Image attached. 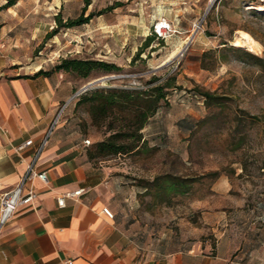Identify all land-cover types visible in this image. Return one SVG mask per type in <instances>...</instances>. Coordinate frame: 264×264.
Masks as SVG:
<instances>
[{"label": "rangeland", "instance_id": "obj_1", "mask_svg": "<svg viewBox=\"0 0 264 264\" xmlns=\"http://www.w3.org/2000/svg\"><path fill=\"white\" fill-rule=\"evenodd\" d=\"M43 2H19L25 18L13 36L14 49L22 50L20 61H47L52 67L63 57H89L121 67L87 78L65 74L75 83L73 94L101 79L70 99L60 115L64 130L90 139L86 148L106 131L91 124L84 106L75 107L80 93L98 87L142 89L152 74L175 75L168 106L141 130L144 144L130 154L93 160L108 171L103 192L130 240L161 252L206 247L224 255L227 264H264V67L241 52L264 59V0H60L59 11L52 0ZM110 5L115 7L79 26L57 27L54 21L58 13L64 22L84 6L87 15ZM162 18L170 30L143 48L144 62L130 65ZM239 30L260 50L235 46ZM136 32L141 41L121 46ZM179 45L183 50L162 64ZM195 86L220 96V102L206 105ZM237 115L241 122L235 126ZM166 176L196 180L183 194L155 196L158 189L148 183Z\"/></svg>", "mask_w": 264, "mask_h": 264}, {"label": "crops", "instance_id": "obj_2", "mask_svg": "<svg viewBox=\"0 0 264 264\" xmlns=\"http://www.w3.org/2000/svg\"><path fill=\"white\" fill-rule=\"evenodd\" d=\"M20 1L0 9V197L24 174L52 119L76 87L62 71L34 76L51 68L47 61L19 60L22 50L14 49L13 33L25 18L24 11L18 12ZM52 4L59 11L60 0ZM141 37V32L128 35L121 46ZM28 139L31 144L17 149ZM84 139L64 130L58 120L34 164L36 172H46L47 181L33 179V205L20 206L0 229V264H227L224 255L206 247L161 252L131 241L115 217L102 211L114 209L103 192L108 171L89 159ZM80 188V195L58 206L57 197Z\"/></svg>", "mask_w": 264, "mask_h": 264}, {"label": "trees", "instance_id": "obj_3", "mask_svg": "<svg viewBox=\"0 0 264 264\" xmlns=\"http://www.w3.org/2000/svg\"><path fill=\"white\" fill-rule=\"evenodd\" d=\"M5 1V4L1 5L0 9L8 8L17 2V0ZM114 7L110 5L103 10L97 12L90 11L87 15H84L86 11V6H84L77 17L68 18L62 22L58 13L55 15L54 21L57 27L69 28L79 26L88 23L93 16L101 15L106 10H111ZM55 28H52L46 37H50L56 31ZM154 36L150 35L144 39L143 43L131 57L130 65L136 60L145 61L139 55L143 48L152 41ZM232 49L235 52H240L237 48ZM241 52L260 62L264 67V59L246 51ZM119 70H121L119 65L100 59L63 57L59 59L58 63L52 65L49 70H39L34 76L48 75L51 71H62L66 75L87 78L94 71L112 72ZM175 86V75L169 74L161 77L152 74L146 81V86L142 89L98 87L80 93L76 98L75 107L84 106L90 115L91 124L96 127H104L106 131L103 139L95 141L92 147L87 149L89 159H103L110 155L130 154L138 150L144 144L141 130L162 106H168V89ZM75 90L76 87L74 88ZM194 90L204 97L206 105L219 103L221 100L220 96H216L198 86H195ZM240 118L238 115L234 118L236 122L235 126H238L241 122ZM159 179V177H155L148 185L155 186L158 189L155 196L162 197L168 193L174 195L183 194L188 191L190 185L196 180L193 177L182 178L179 176H166L161 181ZM145 188H148V186L146 185Z\"/></svg>", "mask_w": 264, "mask_h": 264}, {"label": "built area", "instance_id": "obj_4", "mask_svg": "<svg viewBox=\"0 0 264 264\" xmlns=\"http://www.w3.org/2000/svg\"><path fill=\"white\" fill-rule=\"evenodd\" d=\"M170 30V23L165 19H159L152 25V32L156 37L163 38L165 33ZM1 57V53H0ZM75 95L73 94L70 99H72ZM69 99V100H70ZM68 100V101H69ZM68 101L64 103L60 109L57 111L55 117L52 119L48 131L46 135L43 137L40 145L36 150V154L34 158L28 163L24 174L20 177L18 182L8 191L4 192L0 197V229L7 223V221L12 217V215L17 211V209L22 205H33L37 194L35 192L33 186V179L37 177L43 182L47 181L46 172H36L34 169L35 160L45 145L49 134L56 127L58 120L60 119V115L67 105ZM32 143L31 139L26 140L22 145L18 146L17 149H21L25 145H29ZM91 143L90 139L86 138L83 140V145L88 146ZM83 191V188L77 189L75 191H69L57 197V204L59 207L64 206V199L67 197H74L80 195ZM103 213L109 217L113 218V212L108 208L104 207L102 209ZM66 264H71V261H66Z\"/></svg>", "mask_w": 264, "mask_h": 264}, {"label": "bare ground", "instance_id": "obj_5", "mask_svg": "<svg viewBox=\"0 0 264 264\" xmlns=\"http://www.w3.org/2000/svg\"><path fill=\"white\" fill-rule=\"evenodd\" d=\"M235 46L242 47L243 49H248L252 52H257L260 50V45L253 39L247 32L239 30L237 32V35L234 39ZM183 50L182 46H177L172 52L168 55V57L162 62H166L170 58H172L174 55L180 53Z\"/></svg>", "mask_w": 264, "mask_h": 264}, {"label": "water", "instance_id": "obj_6", "mask_svg": "<svg viewBox=\"0 0 264 264\" xmlns=\"http://www.w3.org/2000/svg\"><path fill=\"white\" fill-rule=\"evenodd\" d=\"M112 77H114V76H109V77H105V78H112ZM105 78H103V79H105ZM103 79H102V80H103ZM99 80H101V79H96V80H94V81H92V82L87 83L86 85H84V86L80 89V91L85 90L88 86H90L91 84H93V83H95V82H97V81H99ZM80 91H77L76 93H74V95H77Z\"/></svg>", "mask_w": 264, "mask_h": 264}]
</instances>
